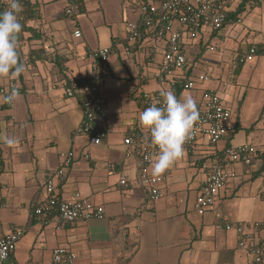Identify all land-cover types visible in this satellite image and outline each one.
Returning a JSON list of instances; mask_svg holds the SVG:
<instances>
[{
	"label": "crops",
	"instance_id": "obj_1",
	"mask_svg": "<svg viewBox=\"0 0 264 264\" xmlns=\"http://www.w3.org/2000/svg\"><path fill=\"white\" fill-rule=\"evenodd\" d=\"M31 1L38 5L39 16L28 21L31 30L18 41L26 70L20 77L0 79V88L20 91L12 108L0 94V238L15 227L25 229L7 264H51L57 246L74 250L76 264H247L237 234L224 224L243 223L254 238L264 239V225L252 226L264 223V53L256 51L253 60L246 59L251 47H264V28L255 33L243 24V16L253 15L252 9L263 2L247 0L242 8L244 0H231V20L222 28L184 40L186 78L208 73L211 79L193 89L172 90L181 87L178 98L191 96L200 111L204 91L215 89L230 109L234 130L215 144L200 135L164 172L169 177L163 195L152 201L138 179L136 147L124 139L149 141L139 114L146 108L141 94L161 87L154 76L156 64L146 55L154 36L127 42L126 24L140 18L132 0H81L83 9L73 17L65 15L64 1ZM76 29L80 37L74 35ZM100 47L113 50V77L101 89L108 103L107 136L92 145L86 135L74 134L82 121V95L67 97L61 82L86 77L88 53ZM5 136L15 143L6 144ZM245 143L256 147L255 161L235 164L237 176L210 209L198 214L195 199L211 164L222 158L227 145ZM67 151L75 157L66 166L57 195L80 192L103 205L105 217L57 229L55 216L42 222L33 209L47 198L44 183L64 166L61 153ZM122 178L127 186L120 183Z\"/></svg>",
	"mask_w": 264,
	"mask_h": 264
},
{
	"label": "built area",
	"instance_id": "obj_2",
	"mask_svg": "<svg viewBox=\"0 0 264 264\" xmlns=\"http://www.w3.org/2000/svg\"><path fill=\"white\" fill-rule=\"evenodd\" d=\"M66 2L64 13L68 17L79 14L83 9L81 0H61ZM231 0H132L138 10V21H129L126 24V39L130 45L141 41L143 36L152 34L153 42L147 45V60L156 64L155 78L161 87L155 91H144L140 100L145 107L157 103L162 98L160 92L182 86L183 89H193L200 82H208L211 76L208 73L196 78H186L184 70L187 58L183 50L185 39H194L207 29L217 30L231 20L229 18ZM259 3L264 0H258ZM9 0H6L2 11L7 10ZM20 22L24 20L19 13ZM237 22L241 19L237 18ZM76 37L82 35L80 29L74 31ZM212 49V48H211ZM111 47H100L88 53L90 69L83 79L74 77L65 78L61 86L67 97L82 95L83 116L74 134H84L90 144L97 145L104 141L108 132V103L102 95L101 89L113 77L110 56ZM256 48L251 47L246 55L247 60H253ZM159 56V57H158ZM10 87H1L0 94L5 96ZM16 88V87H15ZM11 108L13 105L10 106ZM234 124L230 109L225 106L215 89H207L203 94V107L199 111V119L194 133L184 144V150L193 148L200 135L209 137L211 143L219 142L223 137L232 133ZM128 146L136 147L140 167L138 179L146 188L149 199L157 201L163 195V185L169 173L154 177L150 166L156 158L157 149L148 142L137 143L132 136L124 139ZM257 149L250 144L227 145L221 159L214 161L208 171L199 193L196 196L194 208L203 215L210 209L217 199L218 193L227 183L237 176L233 168L235 164L250 166L256 158ZM75 153L67 151L61 153L64 166L58 172L48 177L44 188L48 194L44 202L33 209L39 221L47 222L49 216H55L58 222L57 229L65 224L78 221L87 222L92 219H103L105 208L97 205L82 193L75 192L70 197H59L57 186L64 179L66 166L74 159ZM113 166V165H110ZM122 185H128L126 179L120 180ZM262 222H254L252 226L259 228ZM224 227L228 231H235L238 236V247L249 257L247 264H264V239L254 238L243 223L226 221ZM25 234L24 228L15 227L0 238V264H7L18 242ZM77 253L67 247L57 246L52 251L51 264H76ZM40 264V263H34Z\"/></svg>",
	"mask_w": 264,
	"mask_h": 264
},
{
	"label": "clouds",
	"instance_id": "obj_3",
	"mask_svg": "<svg viewBox=\"0 0 264 264\" xmlns=\"http://www.w3.org/2000/svg\"><path fill=\"white\" fill-rule=\"evenodd\" d=\"M23 6L20 0H9L7 10L0 12V79L17 78L26 68L20 60L18 38L22 31L19 13ZM20 97L19 89L13 87L3 97V102L13 105ZM162 98L146 107L139 114L141 129L146 139L158 151L151 164V174L160 176L184 155V144L194 133L199 119L197 103L191 96L177 97L174 90L160 92ZM8 145L14 138L2 137Z\"/></svg>",
	"mask_w": 264,
	"mask_h": 264
},
{
	"label": "trees",
	"instance_id": "obj_4",
	"mask_svg": "<svg viewBox=\"0 0 264 264\" xmlns=\"http://www.w3.org/2000/svg\"><path fill=\"white\" fill-rule=\"evenodd\" d=\"M247 0H244L243 4L241 5V7L243 8L245 3ZM250 3L253 2L252 0H248ZM20 2L22 3L23 9L21 11V13L24 16V20L21 21L20 23L22 24V31L19 34V38L18 41H21L25 38V33L31 30V27L28 25V21L31 19H37L38 18V5L34 2H32L31 0H20ZM6 4V0H0V12H3L2 9L4 7V5ZM254 5L256 4L255 1L253 3ZM153 35V33L151 34ZM253 47L256 48V51L259 53H264V47L261 44H256ZM181 87H179L176 90V95L177 97L180 95L181 92ZM62 184V182H60L58 185L60 186ZM59 196V195H58Z\"/></svg>",
	"mask_w": 264,
	"mask_h": 264
},
{
	"label": "rangeland",
	"instance_id": "obj_5",
	"mask_svg": "<svg viewBox=\"0 0 264 264\" xmlns=\"http://www.w3.org/2000/svg\"><path fill=\"white\" fill-rule=\"evenodd\" d=\"M252 13L253 15L251 14L249 17L247 16V14L243 16V24L251 28V31H254L256 33V29L259 30L261 29V27L264 28V2L254 7V9H252ZM196 66L198 69H203L202 63H197Z\"/></svg>",
	"mask_w": 264,
	"mask_h": 264
}]
</instances>
